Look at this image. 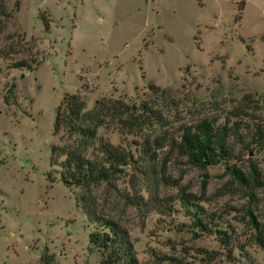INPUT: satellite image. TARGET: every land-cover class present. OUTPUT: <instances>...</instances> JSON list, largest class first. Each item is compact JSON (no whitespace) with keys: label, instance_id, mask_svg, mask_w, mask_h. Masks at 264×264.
<instances>
[{"label":"rangeland","instance_id":"374dc122","mask_svg":"<svg viewBox=\"0 0 264 264\" xmlns=\"http://www.w3.org/2000/svg\"><path fill=\"white\" fill-rule=\"evenodd\" d=\"M4 1L12 18L0 30V264H42L46 254L53 264H101L89 249L96 227L79 203L85 191L51 165L54 146L79 140L55 133L66 94H79L86 113L115 101L138 117H107L80 151L93 157L109 143L134 155L90 193L97 213L128 231L140 264H264L246 217L252 208L264 223V190L252 205L228 171L247 172L253 160L264 177V151L242 150L232 132L241 139L264 127V0ZM203 121L227 126L236 163L202 169L171 147L153 165L142 160L147 142L178 140ZM191 195L228 245L196 228L182 200Z\"/></svg>","mask_w":264,"mask_h":264},{"label":"trees","instance_id":"16d2710c","mask_svg":"<svg viewBox=\"0 0 264 264\" xmlns=\"http://www.w3.org/2000/svg\"><path fill=\"white\" fill-rule=\"evenodd\" d=\"M16 7H19L17 3ZM245 4L239 6L242 11ZM12 18L8 12L7 4L0 0V30L4 24ZM45 29L49 30V23H44ZM19 68L26 67V64L20 62L16 64ZM28 70H34L32 66H27ZM154 91H161V88L151 85ZM115 101L105 104L99 103L96 110L86 113V102L79 94H66L62 104L59 106L55 121V133L62 129L67 130L69 138H76L75 146H54L52 149L51 165L59 168V174L62 182L68 188H81L85 193L80 197L79 203L84 214L96 227L89 234V244L91 252H98L101 255V264H140L134 244L128 231L119 223L99 215L95 209L91 188L101 183H108L114 180L123 172L126 167L135 163L134 155L120 146H114L109 143H101L95 150L93 157H89L80 151L90 142L94 141L98 135L99 127L106 124L107 117L115 118L127 116L129 119L137 120L133 117L132 108L125 103L116 106ZM139 109L143 112L144 106ZM137 109V110H139ZM142 117V116H139ZM128 119V118H127ZM125 124L126 120L123 121ZM229 130L227 126L215 127L210 121H203L195 128H186L183 130L178 140L171 142H147L142 147V160L148 161L151 165L158 161L157 151L171 147L182 157L195 166L206 169L221 163H235L238 161L236 151L228 144ZM233 132V136L239 140L242 150L246 152L264 151V127L259 126L254 132L247 133L244 138L239 139L238 132ZM81 142V144H80ZM80 144V145H79ZM228 171L236 183L248 194L250 203L255 204L256 192L264 190V177L253 161L249 160L248 171L244 172L236 164L228 165ZM183 202L191 213L196 228L205 234H217L224 245L231 242L227 231L215 225L216 218L208 214L199 204V198L195 196L183 197ZM247 224L255 232L254 243L264 250V223L260 220L256 211L249 208L246 211ZM55 257L53 255H44L42 264H53Z\"/></svg>","mask_w":264,"mask_h":264}]
</instances>
